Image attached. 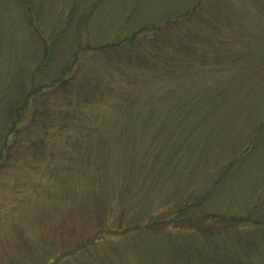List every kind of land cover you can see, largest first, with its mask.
<instances>
[{"label": "rangeland", "instance_id": "374dc122", "mask_svg": "<svg viewBox=\"0 0 264 264\" xmlns=\"http://www.w3.org/2000/svg\"><path fill=\"white\" fill-rule=\"evenodd\" d=\"M232 216H264V0H0V264H264Z\"/></svg>", "mask_w": 264, "mask_h": 264}, {"label": "trees", "instance_id": "16d2710c", "mask_svg": "<svg viewBox=\"0 0 264 264\" xmlns=\"http://www.w3.org/2000/svg\"><path fill=\"white\" fill-rule=\"evenodd\" d=\"M188 223H190V224H192V226L193 227H197L198 229H200V228H202L203 226H201L199 223H192L191 221H190V219L188 220V219H185ZM224 221V220H223ZM253 222V223H255L256 225H259V226H261V229H263L264 230V216L263 217H258V218H256V219H250V218H241V217H234V216H232L227 222V226H232V227H241L242 225H245V224H248V222ZM225 222V221H224ZM164 225H166V224H164ZM225 225V224H224ZM157 227V226H156ZM204 228H206V227H204ZM165 228H162L161 230H164ZM208 229H210V228H206V230H208ZM210 230H212V229H210ZM79 249H80V247H78ZM78 249V250H79Z\"/></svg>", "mask_w": 264, "mask_h": 264}]
</instances>
